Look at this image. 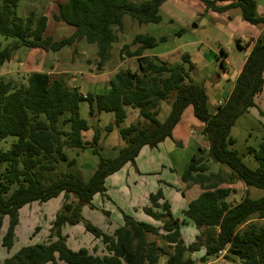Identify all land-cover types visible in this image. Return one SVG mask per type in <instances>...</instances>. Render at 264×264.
I'll list each match as a JSON object with an SVG mask.
<instances>
[{"label":"trees","instance_id":"trees-1","mask_svg":"<svg viewBox=\"0 0 264 264\" xmlns=\"http://www.w3.org/2000/svg\"><path fill=\"white\" fill-rule=\"evenodd\" d=\"M21 1L0 3V36L12 40L0 49V66L11 61L21 47L59 53L85 41L97 45L100 69L111 58L124 18L128 16L140 25L159 24L161 7L167 0H66L57 5L53 18L74 28V32L60 40L46 35L45 15L34 11L27 16L19 14ZM198 1L207 11L226 13L238 9L245 22L264 25L255 0ZM166 41L164 37L136 35L131 44H125L122 56L135 58L139 67L116 73L103 93H83L60 76L37 71L20 83L0 79V231L8 220L2 246L9 252L14 248L21 209L62 199L47 239L22 247L2 264H196L187 255L202 248L205 253L200 260L204 264L221 255L226 259L236 257L240 264H264V223H259L264 221V196H245L235 204L228 200L236 193L234 186L239 181L247 188L264 189V140L258 149H249L259 162V168L254 170L232 149L236 140L231 136L238 118L257 107L264 88V41L262 37L255 40L232 92L215 113L209 112L204 86L192 81V64L188 68L170 66L160 57L145 55V51ZM132 46H136L134 51ZM238 46L241 47L240 40ZM183 59L189 58L185 55ZM171 95L174 99L170 113L161 122L160 104L168 103ZM83 104L88 107L89 119L100 123V115L110 113L113 121L102 131L93 128L82 116ZM189 107L203 124L201 133L208 148L198 147L199 155L191 158L181 174L184 185L201 190L182 211L183 218L175 217L159 190L149 196L150 206L143 209L159 225L140 222L123 213V225L109 234L87 220L83 210H97L92 201L98 194L105 196L107 178L127 164L136 165L144 147L153 149L166 139H173V131ZM127 109L137 111L138 116L136 122L124 126ZM114 128L125 146L116 157L107 158L102 154V143ZM90 130L94 135L85 140L84 133ZM9 138L13 141L8 146ZM70 150H76L77 156L71 158ZM87 150L99 161L91 177L84 180L70 169L77 166L79 153ZM102 212L109 216V212ZM190 223L200 233L195 242L187 245L181 229ZM78 225L101 241L103 255L69 246V236L63 229ZM39 230L36 227L34 235Z\"/></svg>","mask_w":264,"mask_h":264},{"label":"rangeland","instance_id":"rangeland-1","mask_svg":"<svg viewBox=\"0 0 264 264\" xmlns=\"http://www.w3.org/2000/svg\"><path fill=\"white\" fill-rule=\"evenodd\" d=\"M65 1L22 0L18 12L24 16H27L31 11L36 12L38 15H45L50 25L47 34H51L56 40H60L69 37L71 32L74 31V28L56 22L53 18V15L58 10L57 5ZM132 1L138 3L142 0ZM255 1L258 6V13L264 16V0ZM1 2L2 0H0ZM202 6L203 4L198 0H167L161 7L160 15L162 21L159 24L140 25L126 16L123 20V31L118 32V40L113 44L111 58L107 60L108 64H105L106 70L112 73L117 72L116 66L120 63L123 64L122 70H125V68L136 69L139 67L136 59H131L126 54L123 56L121 54L122 47L125 44H131L136 35H150L157 39L164 37L167 39L166 42L160 43L154 49L145 51V55L152 58L154 55L163 54L162 59L167 61L170 66L183 65L188 68L192 64L194 67L191 73L192 81L195 84H202L204 86L209 112L215 113L217 108L227 100L232 92L239 72L242 70L255 40L262 37L264 41V25L253 26L245 22L238 9L232 11V13H213L206 9L204 10ZM238 40H240L241 47L238 46ZM11 42V39L7 40L0 36V49H3ZM250 44L251 46H249ZM75 47L76 50L73 51ZM69 49V52H66V54L50 52L49 54L51 56L49 58H39L35 54V51L38 50L21 47L14 53L12 62L9 61L0 66V79L7 82L20 83L32 72L34 67L35 69L42 68L40 70H46L45 72H48L52 65H56L57 70L61 71L69 68L68 74L70 75L67 78L70 84H75V81H72V79H77L76 84L83 90L93 93L103 92V89H101L102 85L97 83V80H93L88 76L83 77L90 70L94 74H99L102 71L103 66L100 69L98 67L97 45L82 41ZM135 49L136 46L131 47V51ZM44 52L43 50H39L37 54L44 55ZM185 55L188 56V61H184L183 57ZM17 59L23 61L24 66L21 67L18 65L15 62ZM222 61H224V66L221 65ZM214 80L216 81L214 82ZM105 83L109 87L107 79ZM173 99L174 96L171 95L168 103L162 102L160 104L158 118L161 122L170 113V105ZM81 108L82 116L89 120L93 128H100L102 131L105 126L113 121V114L102 113L100 123H97L95 118L89 119L86 104H83ZM129 114L124 126H129L137 121V111L131 109ZM200 127L198 120L193 116L191 109L188 108L184 113V122H180L174 132L177 143H174L175 146L173 149L175 152L169 154V169L160 168L150 173L152 176L147 174L148 177L159 180L157 182L162 186L169 185V203L175 216L178 218L182 216V193H185L187 187L181 181V174L191 161V158L194 155H199L197 148L199 144L203 142V148H208V143L203 138ZM93 135L94 131L90 130L84 133V139L91 140ZM231 136L236 140L232 149L239 152L244 163L251 169L255 170L259 168V162L249 152V149H258L264 140V88L258 96L257 107L251 108L247 113L238 118L231 130ZM12 141L13 138L7 140L8 146ZM104 143L107 145L110 144L112 148H115L102 151L103 156L107 158L116 157L118 150L125 146V142L121 139L116 128L109 134L107 142ZM169 153L171 152L169 151ZM68 154L72 158L73 156L76 157L78 152L76 150H70ZM77 160V166L70 169V171L79 174L84 180H88L98 164V156L94 155L90 150H87L80 152ZM215 166H213L214 170L216 168ZM147 167L148 165L145 168ZM151 178L149 181L152 180ZM239 182L235 184L236 187L244 185L243 182ZM195 187L199 192L201 191L198 186ZM241 187L243 188H240L237 194L230 197L232 203L240 201L244 196H249L252 199H259L264 196V189L250 187L246 191L244 190L246 189L244 186ZM187 196L192 198L189 193H187ZM60 206V200L53 199L48 203H33L21 209L20 223L16 230L17 239L14 248L10 252L2 246V238L8 226V220L6 218L4 226L0 231V264L7 257L18 252L22 247L44 242L48 237L50 226L56 213L60 210L58 208ZM104 215L101 212L99 214L89 215V218H97L99 220L97 221L98 224H101L100 222L103 221ZM114 222L116 221L114 220ZM259 223L262 224L264 221H260ZM36 227H40V230L34 235ZM189 228L191 227L183 228L182 232L185 237L191 230ZM64 229L70 234V247L72 249L79 250L80 248H87L93 254H104L105 249L101 241L94 238L92 234H87L83 230V225L75 227L67 226ZM159 242L163 245L162 240H159ZM188 256L193 258L196 264H204L200 260L203 253ZM205 264L240 263L236 257L226 259L221 255L219 258L208 260Z\"/></svg>","mask_w":264,"mask_h":264},{"label":"crops","instance_id":"crops-1","mask_svg":"<svg viewBox=\"0 0 264 264\" xmlns=\"http://www.w3.org/2000/svg\"><path fill=\"white\" fill-rule=\"evenodd\" d=\"M202 8L205 10L204 5L202 6ZM232 11H236V9L229 11V13H232ZM47 25H48L47 26V31H48L50 28L49 21H48ZM47 31H46V35L52 36L54 38L53 35L47 34ZM73 32L74 31H72L71 34ZM35 50L39 51V49H35ZM68 50H70V49H64L63 51H61L59 53L60 54L65 53L66 54V52H69ZM75 50H76V47L73 51H75ZM38 51H35V54L38 55L39 58H42V57L49 58V56H51L49 54L50 52H44V55H39V54H37ZM162 55L163 54L157 55V56L154 55L152 57L162 58ZM53 58H55V57H53ZM131 59H135V58H131ZM11 62H12V60H11ZM15 62L18 65H20L21 67L24 66V62L19 60V59H17V61H15ZM105 64L107 65L108 61H106ZM105 64L103 65V67L101 69L102 70L101 73L94 74V72H92V70H90L88 73H85L83 75V77L88 76V77L92 78L93 80H97V83L102 85L101 89H103V92H107V90L109 89L107 87L108 84L105 83L106 79H107V82L109 83L110 78L113 74H116L119 71H123L122 70V67H123L122 63H120L116 66L118 71L116 70L117 72H114V73H112L111 71L108 72L106 70ZM40 69H42V68H40ZM40 69H35V67H34V69H32V72L37 71V72L57 75V76L62 77L64 80H66L68 82L67 77L70 75V74H68L69 68H67V69L65 68V70L61 71V70H57L56 65H52V67L50 68V70L48 72H45L46 70H40ZM126 69H131V68H125V70ZM137 69L138 68L131 69V70L135 71ZM72 81H75V84L77 83V79H72ZM68 84L71 86H78L77 84L76 85L70 84V82H68ZM78 87H80V86H78ZM81 91L83 93H88L87 91L83 90L82 88H81ZM103 92H101V93H103ZM90 93H93V92H90ZM189 108L191 109L192 114H193V108L192 107H189ZM130 110L131 109H127L128 117L130 115L129 114ZM187 110H188V108L186 109V111ZM137 116H138V113H137ZM100 118H102V115H100ZM127 120H128V118H127ZM189 120H191V119L189 118ZM131 121H133V120H131ZM182 122H184V115H183L182 120H181V123ZM198 124L201 126L200 127V131H201L203 128V124L200 123L199 121H198ZM175 130H176V128L173 131V139L168 138L164 142L159 144L158 147L153 148V149L150 147H144L141 150L139 156L137 157V159L135 161L136 165H133V167H132L131 164H127L119 172L108 177L106 180V183H105L106 188H107L105 196L98 194V195L94 196V198H93L92 203L97 208V210H92L90 208H84V210H83L84 217L87 220H89L90 222H92L94 225H96L98 228L103 230L105 233H109V234L113 233L114 230H116L118 227L123 225V213L131 215L137 221L159 225V222L153 221V219H151L149 216H147L144 213L143 209H144V207L150 206L149 196L151 194L157 193L159 190L163 191L165 198L169 201V185L162 186L161 184H159V182H157L159 180H157L155 178L148 177V175H151L150 173L155 172L160 168H168L169 169V154H172L175 152V150L173 148H174L175 144L177 143L176 138H175L176 136L174 133ZM108 137H109V135L103 141L107 142ZM202 143L199 144L197 146V148L203 147ZM103 147H104V150L115 149V148H112L110 144L107 145L106 143L103 144ZM172 150H174V151H172ZM169 151L171 153H169ZM147 165H148V167L145 168ZM150 178L152 179L151 181H149ZM238 183H240V182H238ZM241 186H244L246 188L244 190L247 191V187L245 186V184L239 185L238 187L234 186L236 189V193H234L233 195L237 194L239 192L240 188H243ZM187 193L191 194L190 197H192V198H189V196H187ZM200 193H201V191L199 192V190L195 186L186 187L185 193H184L185 196L182 195L183 199H181L182 209L185 210L188 206V203L190 201L196 199L200 195ZM230 197L228 199L229 202H231ZM57 199L60 200V203L62 205V199L61 198H57ZM240 201H238V202H240ZM238 202H236V203H238ZM233 204H235V202H233ZM58 208H61V206ZM102 211L109 212V216L104 215L103 221L100 222L101 224H98L97 221H99V220H97V218H89V215L99 214ZM174 215H175V213H174ZM175 217H177V216H175ZM182 218H183V215L180 216V219H182ZM114 220L116 222H114ZM186 227H191V228H189L191 230L188 233V235L186 237L184 236V234L182 232L184 227L181 229V232H182V238H183L184 242L188 245V244L195 242L196 237L199 235L200 231L191 223ZM63 232L69 236L68 244L70 246V238H71L70 234H68V232H66L65 229H63ZM87 234H88V232H87ZM151 239H154V238H151ZM158 243L160 246H163L160 244L161 242L158 241ZM196 253H203V255H204L205 249L202 248L200 250V252H196ZM196 253H193V254H196ZM59 264H62V263H59Z\"/></svg>","mask_w":264,"mask_h":264},{"label":"water","instance_id":"water-1","mask_svg":"<svg viewBox=\"0 0 264 264\" xmlns=\"http://www.w3.org/2000/svg\"><path fill=\"white\" fill-rule=\"evenodd\" d=\"M216 80H214V82H215Z\"/></svg>","mask_w":264,"mask_h":264}]
</instances>
